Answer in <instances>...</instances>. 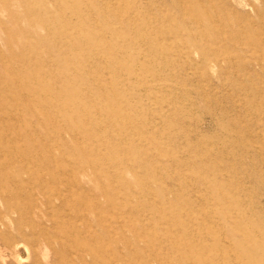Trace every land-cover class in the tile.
Returning <instances> with one entry per match:
<instances>
[{
  "label": "rangeland",
  "instance_id": "rangeland-1",
  "mask_svg": "<svg viewBox=\"0 0 264 264\" xmlns=\"http://www.w3.org/2000/svg\"><path fill=\"white\" fill-rule=\"evenodd\" d=\"M0 264H264V0H0Z\"/></svg>",
  "mask_w": 264,
  "mask_h": 264
},
{
  "label": "bare ground",
  "instance_id": "bare-ground-1",
  "mask_svg": "<svg viewBox=\"0 0 264 264\" xmlns=\"http://www.w3.org/2000/svg\"><path fill=\"white\" fill-rule=\"evenodd\" d=\"M178 76V75H177ZM2 156V155H1ZM2 158V157H1ZM114 186V185H113ZM22 245V244H21ZM18 246H20V245H18ZM159 259V258H158Z\"/></svg>",
  "mask_w": 264,
  "mask_h": 264
}]
</instances>
